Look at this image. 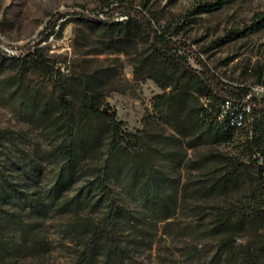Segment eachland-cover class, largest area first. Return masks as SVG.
<instances>
[{"label": "rangeland", "instance_id": "obj_1", "mask_svg": "<svg viewBox=\"0 0 264 264\" xmlns=\"http://www.w3.org/2000/svg\"><path fill=\"white\" fill-rule=\"evenodd\" d=\"M124 1L151 18L159 32L184 42L178 52L211 83L253 93L258 88L264 96V26L233 34L258 19L264 0H230L214 11L197 7L216 0ZM57 11L68 14L54 31L46 29L49 13ZM125 18L123 11L110 14L101 0H0V168L19 182H25L27 168L40 180L30 182V190L49 188L57 168L52 153L61 137L52 124L58 113L48 119L43 110L56 107L64 95L76 107L78 124H97L80 109L87 87L93 102L117 112L124 129L143 135L113 171L117 202L132 213L118 229L126 264H264V195L257 193L260 184L264 191V111H251L228 140L194 144L192 136L170 125V106L177 109V94L187 92V108L201 109L211 99L183 88L174 67L150 59L151 40L144 33L116 39L110 23ZM30 48L39 49L48 67L34 66ZM214 113L210 108L205 119ZM108 136L104 132L98 150L82 159L84 167L101 161ZM256 137L259 145L250 142ZM229 170L237 176L232 186L198 192ZM145 171L154 174L151 185L140 177ZM20 206L9 210L30 226L36 219L29 207ZM222 208L260 209L256 222L219 231L215 222ZM89 215L97 219L85 211L49 210L14 264H71ZM21 233L16 228L8 237Z\"/></svg>", "mask_w": 264, "mask_h": 264}, {"label": "trees", "instance_id": "obj_2", "mask_svg": "<svg viewBox=\"0 0 264 264\" xmlns=\"http://www.w3.org/2000/svg\"><path fill=\"white\" fill-rule=\"evenodd\" d=\"M230 0H216L198 5L197 9L202 11H214L221 8ZM101 3L108 7L110 14L116 11H123L125 20H117L110 23L112 31L116 30V39H134L139 32L144 33L150 40L152 55L150 59L165 64L174 73H179L176 81H180L186 90L192 89L200 95L211 99L207 106L198 108H187L186 97L190 92L179 96L176 99L179 103L177 109L170 106V125L183 136H192L194 144L203 142H217L228 140L234 131L243 128L247 116L251 111H264V96L253 95L246 100L250 105L249 111L243 109L248 87L217 86L208 80V77L193 67L188 58L179 53L184 48V42L173 40L166 32H159L154 26L151 18L134 9L131 4H125L124 0H101ZM117 3V4H116ZM137 11V13H133ZM50 23L46 29L55 30L58 22L64 18L68 11L50 12ZM257 20L246 25L240 32L233 31V34L248 33L261 29L264 26V12L257 14ZM234 35L232 37H234ZM34 66L38 68L48 67V59L41 54L39 49L30 48ZM259 82L263 80L259 79ZM164 97V96H160ZM226 98L232 99L234 113L243 111V125L232 126L229 123L230 111L222 114V103ZM215 107L213 119H205L209 115V109ZM80 109L84 116L99 121L97 124L76 122V107L66 96L61 95L57 106L47 105L43 110L44 117L50 119L58 113L56 121L52 122L54 130L61 137L60 142L54 148L52 156L56 160L57 168L52 176V181L44 191L30 190V182L38 184L39 174H31V170L24 169L25 182H19L12 174L0 168V264H14L13 259L24 255L26 248L32 238V233L37 228L46 213L51 210L55 213L87 212L96 214V217L89 215V219L78 232L79 249L71 264H126V246L119 239L118 229L121 223L132 213L123 205L117 202L112 182L114 180V166L122 164L124 154H130L137 149L143 141V135L139 132H131L124 129V122L118 118L115 110L109 106L102 107L93 102L89 89L86 87L83 93ZM50 115V116H49ZM210 118V116H209ZM212 118V117H211ZM206 120V121H205ZM104 132L108 133L109 140L101 161L95 165L88 164L84 167L82 159L88 153L98 150V142L102 140ZM254 145L260 141L250 140ZM232 165V162H230ZM90 170H87V168ZM40 169V168H39ZM141 178L151 185L154 174L142 172ZM259 182L260 176H256ZM81 179L79 184L78 181ZM237 176L229 170L219 178L213 179L207 184L199 186L198 192L213 193L221 186L230 187L236 182ZM72 191V192H71ZM154 192V190H153ZM257 193L264 195L263 188L258 185ZM146 194H152V191ZM20 202V204H19ZM12 205L29 207L35 222L27 226L24 222L16 220L9 208ZM260 208H239L218 211L215 226L219 231H228L241 228L249 223L256 222ZM16 222V223H15ZM19 228L22 232L17 239H9L11 230ZM41 244V242L39 241Z\"/></svg>", "mask_w": 264, "mask_h": 264}, {"label": "built area", "instance_id": "obj_3", "mask_svg": "<svg viewBox=\"0 0 264 264\" xmlns=\"http://www.w3.org/2000/svg\"><path fill=\"white\" fill-rule=\"evenodd\" d=\"M2 47H3V45L0 44V48H2ZM5 50H8V48H5ZM10 51H16V50H10ZM257 89L258 88H256V91L254 93L252 92V90H250V92L247 94L246 99H245V103L242 104L243 109L249 111L250 105L246 102V100H248L249 98H251V96H253V95L260 94L257 91ZM221 107H222L221 117L223 116L224 113L230 111V113H231V116H230V119H229L230 125H232L234 127H236L238 125H241V114H244V112L243 111H238V112L234 113L232 111V109L234 107V103H233L232 99L226 98L224 100V102L222 103Z\"/></svg>", "mask_w": 264, "mask_h": 264}, {"label": "water", "instance_id": "obj_4", "mask_svg": "<svg viewBox=\"0 0 264 264\" xmlns=\"http://www.w3.org/2000/svg\"><path fill=\"white\" fill-rule=\"evenodd\" d=\"M261 168H262V165L260 164V165L258 166L259 176H261Z\"/></svg>", "mask_w": 264, "mask_h": 264}, {"label": "bare ground", "instance_id": "obj_5", "mask_svg": "<svg viewBox=\"0 0 264 264\" xmlns=\"http://www.w3.org/2000/svg\"><path fill=\"white\" fill-rule=\"evenodd\" d=\"M243 116L241 115V125H243ZM241 125H238V126H241Z\"/></svg>", "mask_w": 264, "mask_h": 264}]
</instances>
